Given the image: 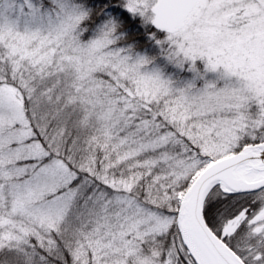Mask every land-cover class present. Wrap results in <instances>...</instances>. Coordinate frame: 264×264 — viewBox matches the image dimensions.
I'll return each instance as SVG.
<instances>
[{
    "label": "snow or ice",
    "instance_id": "6c2138e0",
    "mask_svg": "<svg viewBox=\"0 0 264 264\" xmlns=\"http://www.w3.org/2000/svg\"><path fill=\"white\" fill-rule=\"evenodd\" d=\"M0 264H264V0H0Z\"/></svg>",
    "mask_w": 264,
    "mask_h": 264
}]
</instances>
